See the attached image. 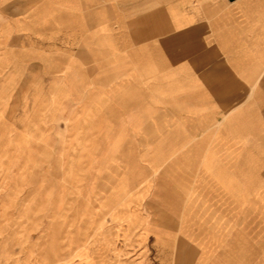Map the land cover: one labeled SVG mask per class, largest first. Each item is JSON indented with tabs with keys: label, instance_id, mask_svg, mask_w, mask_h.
Returning <instances> with one entry per match:
<instances>
[{
	"label": "rangeland",
	"instance_id": "rangeland-1",
	"mask_svg": "<svg viewBox=\"0 0 264 264\" xmlns=\"http://www.w3.org/2000/svg\"><path fill=\"white\" fill-rule=\"evenodd\" d=\"M17 5L29 13L40 3ZM38 38L18 44L11 70L2 57L0 264L199 263L201 220L225 212L201 194L199 163L168 144L184 115L136 114L147 101L113 83L74 98L58 81V51Z\"/></svg>",
	"mask_w": 264,
	"mask_h": 264
},
{
	"label": "crops",
	"instance_id": "crops-1",
	"mask_svg": "<svg viewBox=\"0 0 264 264\" xmlns=\"http://www.w3.org/2000/svg\"><path fill=\"white\" fill-rule=\"evenodd\" d=\"M37 35L74 98L113 83L147 101L136 114L184 115L168 144L199 163L201 194L225 212L201 220L197 264H264V0H0V83L2 57L11 70Z\"/></svg>",
	"mask_w": 264,
	"mask_h": 264
},
{
	"label": "snow or ice",
	"instance_id": "snow-or-ice-1",
	"mask_svg": "<svg viewBox=\"0 0 264 264\" xmlns=\"http://www.w3.org/2000/svg\"><path fill=\"white\" fill-rule=\"evenodd\" d=\"M227 86H228L227 83H225L222 87L226 88Z\"/></svg>",
	"mask_w": 264,
	"mask_h": 264
}]
</instances>
